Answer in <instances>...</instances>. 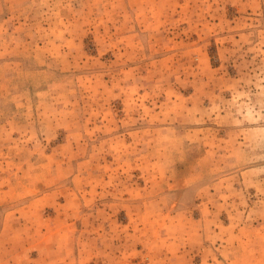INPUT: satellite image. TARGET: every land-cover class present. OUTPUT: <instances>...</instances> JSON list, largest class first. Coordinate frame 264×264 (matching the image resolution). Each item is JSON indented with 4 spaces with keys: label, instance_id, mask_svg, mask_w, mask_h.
I'll list each match as a JSON object with an SVG mask.
<instances>
[{
    "label": "rangeland",
    "instance_id": "rangeland-1",
    "mask_svg": "<svg viewBox=\"0 0 264 264\" xmlns=\"http://www.w3.org/2000/svg\"><path fill=\"white\" fill-rule=\"evenodd\" d=\"M0 264H264V0H0Z\"/></svg>",
    "mask_w": 264,
    "mask_h": 264
}]
</instances>
